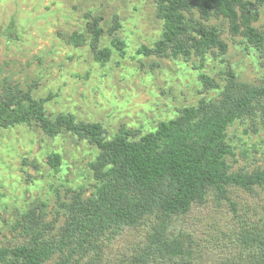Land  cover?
<instances>
[{"label":"rangeland","instance_id":"1","mask_svg":"<svg viewBox=\"0 0 264 264\" xmlns=\"http://www.w3.org/2000/svg\"><path fill=\"white\" fill-rule=\"evenodd\" d=\"M97 18H101L100 27L105 32L98 48L111 50L106 63L96 61L91 46L93 33L88 27ZM221 22L215 23L229 50L223 58L210 57L203 71L219 80L231 68L240 81L264 82V61H258L256 52H247L241 38L232 40L228 24L223 26ZM116 23L120 28L109 34ZM254 25L264 30V7ZM75 33L87 37L84 46L70 43ZM161 33L155 0H0V93L5 87L20 92L32 89L37 100L54 94L45 104L49 117L65 112L78 120L102 123L110 137L121 127L149 131L168 120L174 110L203 97L199 94L197 58L185 62L138 54L142 46L153 47ZM114 39L125 43L124 53L112 46ZM229 132L236 153L234 169L264 167L261 119L238 122ZM52 153H59L63 159L57 170L48 164ZM97 153L70 135L53 139L34 124L1 130L0 246L23 242L6 225L18 210L45 203L47 220L59 219L56 226L63 225L66 212L60 211L58 202H70L73 191L80 187L93 188L87 165ZM230 190L236 208L211 197L205 205L194 204L187 215L170 224L171 233L190 236L201 246L200 251L194 248L189 263L178 264H226L245 259L247 252L235 240L234 232L243 225V219L234 212L241 214L249 209L264 218V191L256 189L249 194ZM153 221L106 235L81 264H169L160 253L146 255ZM97 251L101 263L95 259L89 263Z\"/></svg>","mask_w":264,"mask_h":264},{"label":"trees","instance_id":"2","mask_svg":"<svg viewBox=\"0 0 264 264\" xmlns=\"http://www.w3.org/2000/svg\"><path fill=\"white\" fill-rule=\"evenodd\" d=\"M155 4L156 17L162 22L160 39L153 47L142 46L138 54L185 62L197 58L199 94L203 97L174 110L168 120L149 131L121 127L110 137L102 123L78 120L65 112L49 117L45 104L54 94L37 100L32 89L20 92L5 87L0 93V131L34 124L53 139L70 135L98 153L87 165L93 188L80 187L73 191L70 202H58L60 211L66 212L63 225L56 226L59 219L47 220L45 203L18 210L6 225L23 242L0 246V264H81L106 235L151 220L156 221L151 225L146 255L156 252L169 264L189 263L194 248L200 251L201 246L190 236L169 231L177 217L187 215L194 204L205 205L211 197L236 208L231 188L249 194L256 189L264 191V167L234 169L236 153L229 132L236 123L255 118L264 126V82L240 81L231 68L219 80L203 71L210 57L223 58L229 50L215 23L220 20L223 26L228 24L232 40L241 38L244 49L256 52L258 61H264V30L254 25L264 0H155ZM100 21L97 18L88 31L93 33L94 58L106 63L111 50L98 48L105 33ZM119 28L116 23L108 33ZM86 42L84 34L75 33L70 39L75 47ZM111 44L124 53L121 40L114 39ZM48 158L53 169L61 167L59 153ZM234 214L243 219V225L234 231L235 240L247 253L245 259L226 264H264V218L249 209ZM99 253L95 252L89 263L93 259L101 263Z\"/></svg>","mask_w":264,"mask_h":264}]
</instances>
